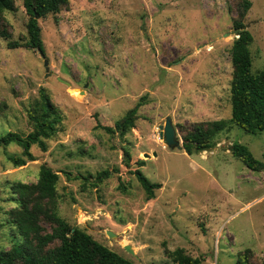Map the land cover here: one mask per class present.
Segmentation results:
<instances>
[{
	"label": "rangeland",
	"instance_id": "obj_1",
	"mask_svg": "<svg viewBox=\"0 0 264 264\" xmlns=\"http://www.w3.org/2000/svg\"><path fill=\"white\" fill-rule=\"evenodd\" d=\"M14 3L16 11L4 16L11 39H20L28 17L22 0ZM236 5L69 0L38 19L44 57L36 48H7L0 38V136L32 130L27 112L40 87L63 114L47 150L31 146L35 160L14 167L8 156L21 148L0 146V250L18 240L8 221L17 205L10 186L36 181L44 164L58 174L57 214L134 264H173L170 252L202 257L203 264H236L245 249L264 260V170H252L229 149L244 145L264 164V130L230 124L206 152L188 155L168 148L159 128L170 115L182 143L179 125L231 116ZM242 21L253 37L252 71L264 70V0H251ZM138 101L135 127L123 137L97 126L114 127ZM140 159L143 174L161 185L152 199L133 174ZM114 167L118 172L94 186L97 173Z\"/></svg>",
	"mask_w": 264,
	"mask_h": 264
},
{
	"label": "trees",
	"instance_id": "obj_2",
	"mask_svg": "<svg viewBox=\"0 0 264 264\" xmlns=\"http://www.w3.org/2000/svg\"><path fill=\"white\" fill-rule=\"evenodd\" d=\"M68 2L69 0H22L28 17L27 36L11 39L10 25L4 12L16 11V5L14 0H0V38L8 40L6 46L10 49L24 47L44 51L38 19L60 12L68 6ZM250 7L251 0H237V18L233 19V27L238 31L231 46V116L227 120L216 119L179 125L182 149L188 155L210 149L214 137L230 124L250 133L264 130V70L252 71L249 46L253 37L248 29H242V19ZM38 91L37 101L27 112L32 130L25 135L8 131L0 136V146L6 147L14 143L21 148L20 155L8 156L14 167L35 160L30 150L32 145L46 151V140L53 138L62 127V112L53 103L45 88L40 87ZM141 104V101H138L127 110L115 122L114 127L99 124L97 126L109 133L117 131L118 135L123 137L135 127ZM229 149L252 170H264V164L256 160L244 145L233 143ZM125 155L127 165L129 154L125 152ZM137 165L133 174L143 188L146 198L152 199L154 190L161 185L150 181L139 169L144 165V160H138ZM112 172H118V168L97 173L94 186ZM57 181V172L43 164L39 168L36 181L12 183L11 199L15 200L17 205L8 211V221L15 228L18 240L11 248L0 250V264H134L130 259L96 241L83 228L70 225L57 214ZM169 256L173 264H203L202 257L185 252H170ZM236 264H264V260H258L250 249H245L237 254Z\"/></svg>",
	"mask_w": 264,
	"mask_h": 264
},
{
	"label": "water",
	"instance_id": "obj_3",
	"mask_svg": "<svg viewBox=\"0 0 264 264\" xmlns=\"http://www.w3.org/2000/svg\"><path fill=\"white\" fill-rule=\"evenodd\" d=\"M248 26H249V24H245L242 26V29H247ZM237 31H238V29H233L232 34L236 35ZM38 51H39L41 57H44V52L41 50H38ZM43 63L45 65V69L48 70V60L46 58H44ZM159 128H160V137H161L162 141L164 142V144L168 148H170V149H174V148L182 149V143L180 141V137L178 136L177 131H176L174 125L172 124V119H171L170 115L166 116L164 125H160ZM153 154H155V153H153ZM144 157H148V154L145 153ZM107 235L109 237H116V234L111 232V231H107ZM124 249L126 251H128L129 253H133V251L129 245H125Z\"/></svg>",
	"mask_w": 264,
	"mask_h": 264
},
{
	"label": "crops",
	"instance_id": "obj_4",
	"mask_svg": "<svg viewBox=\"0 0 264 264\" xmlns=\"http://www.w3.org/2000/svg\"><path fill=\"white\" fill-rule=\"evenodd\" d=\"M183 150V149H182ZM205 152H206V150H205Z\"/></svg>",
	"mask_w": 264,
	"mask_h": 264
}]
</instances>
